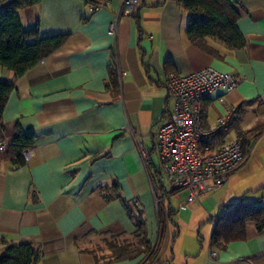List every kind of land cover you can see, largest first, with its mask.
<instances>
[{
  "label": "crops",
  "instance_id": "0c3cea01",
  "mask_svg": "<svg viewBox=\"0 0 264 264\" xmlns=\"http://www.w3.org/2000/svg\"><path fill=\"white\" fill-rule=\"evenodd\" d=\"M92 1L38 0L17 9L23 29L36 26L39 36L63 39L20 75L0 65V80L13 82L2 137H32L20 150L22 162L0 159V246L31 243L39 249L35 264H264V227L251 220L243 239L210 241L224 209L238 201L264 205V111L245 129L236 127L264 106V0H230L243 37L237 48L213 38L206 47L190 41L188 14L177 0H139L131 14L121 0L90 11ZM204 66L230 71L238 81L203 97V125L234 110L226 137L246 131L251 151L221 186L187 201L186 191L160 174L151 133L171 106L165 74ZM127 125L150 153L163 197L158 204ZM134 217L143 222L153 256L140 251L97 261L95 250L133 237Z\"/></svg>",
  "mask_w": 264,
  "mask_h": 264
},
{
  "label": "built area",
  "instance_id": "2783aa9c",
  "mask_svg": "<svg viewBox=\"0 0 264 264\" xmlns=\"http://www.w3.org/2000/svg\"><path fill=\"white\" fill-rule=\"evenodd\" d=\"M139 0H121L122 11L131 14ZM107 4V0L88 2L94 11ZM116 19L108 26V32L116 30ZM230 71L204 66L187 73L167 72L164 84L171 106L167 117L156 124L152 131L153 150L158 159V170L174 190L184 189L187 201L197 200L199 195L221 186L229 174L250 154L240 136L226 137L234 110L217 118L211 127L203 125V97L214 89L229 91L237 84ZM132 135L141 160L149 172V183L155 204L163 198L154 184V167L148 149L140 135L126 126ZM10 140L0 137V151Z\"/></svg>",
  "mask_w": 264,
  "mask_h": 264
},
{
  "label": "trees",
  "instance_id": "16d2710c",
  "mask_svg": "<svg viewBox=\"0 0 264 264\" xmlns=\"http://www.w3.org/2000/svg\"><path fill=\"white\" fill-rule=\"evenodd\" d=\"M37 1L10 0L0 7V65L12 70L15 76L22 74L39 59L58 47L63 39L61 34L39 36L36 26L31 29H23L17 9ZM177 1L188 14L185 31L190 41L202 47H206V38L219 40L230 48H237L243 44V37L236 27L238 12L230 0ZM31 37L33 40L28 41ZM12 87V81L0 80V137H2L3 131L1 113ZM237 134L244 145L247 134L241 133L240 129L237 130ZM9 140L6 149L0 151V159L11 156L15 162H22L20 150L31 143L32 137L28 134L18 133ZM248 220L255 223L256 229H262L264 227V205L260 202L238 201L224 209L215 219L210 237L211 243L224 246L231 240L243 239L245 237V222ZM134 223L135 233L133 236L137 238L138 244L127 239L124 241L113 238L102 254L99 253L100 249L95 250L96 260L118 259L140 251L147 253L148 258L153 256L154 248L145 237L142 220L137 217L134 219ZM150 249L152 250L149 251ZM38 258V247L28 242L3 241L0 246V264H35Z\"/></svg>",
  "mask_w": 264,
  "mask_h": 264
},
{
  "label": "rangeland",
  "instance_id": "374dc122",
  "mask_svg": "<svg viewBox=\"0 0 264 264\" xmlns=\"http://www.w3.org/2000/svg\"><path fill=\"white\" fill-rule=\"evenodd\" d=\"M254 112L252 111H249L246 115H244L243 117L239 118L238 121H237V128H240V129H245L246 126L248 125V123L250 124V122H252L254 120V117L256 116V111L257 113L259 112L258 115H261L262 112L264 111V106H256L255 109L253 110ZM241 133H246L245 132H242ZM133 236L131 237L130 239H128L129 241H132L134 242L135 244H138V240L137 238ZM126 241V240H124ZM105 250H99V253L102 254Z\"/></svg>",
  "mask_w": 264,
  "mask_h": 264
}]
</instances>
